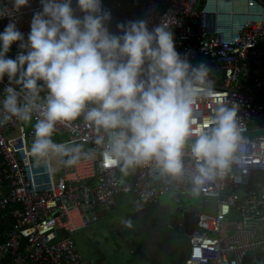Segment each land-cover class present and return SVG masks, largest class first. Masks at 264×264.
Wrapping results in <instances>:
<instances>
[{
	"label": "clouds",
	"instance_id": "clouds-1",
	"mask_svg": "<svg viewBox=\"0 0 264 264\" xmlns=\"http://www.w3.org/2000/svg\"><path fill=\"white\" fill-rule=\"evenodd\" d=\"M37 4L25 34L16 17L31 0H0V20H8L0 31V127L31 125L35 167L55 175L99 155L122 178L148 169L168 183H189L195 196L243 166L238 104L219 103L193 128L194 105L217 95L214 69L176 50L167 16L151 27L146 18L117 21L113 31L104 0ZM81 120L94 147L54 139L58 126Z\"/></svg>",
	"mask_w": 264,
	"mask_h": 264
},
{
	"label": "built area",
	"instance_id": "built-area-1",
	"mask_svg": "<svg viewBox=\"0 0 264 264\" xmlns=\"http://www.w3.org/2000/svg\"><path fill=\"white\" fill-rule=\"evenodd\" d=\"M104 5L112 11L113 31L117 21L146 18L151 27L167 16L176 50L188 53L192 63L197 56L210 61L217 95L194 105L193 128L219 103L238 104L244 164L195 196L189 183H168L148 169L122 178L99 155L62 167L55 178L28 156L32 127L25 132L12 121L0 127V264H90L73 237L112 211L118 196L131 194L145 209L166 199L181 217L193 216L190 234L182 219L171 230L184 239V264H245L248 253H264V0H104ZM37 7L31 0V8L16 17L25 34ZM220 14L231 20L221 21ZM7 23L0 20V31ZM15 53L13 46L10 55ZM6 130L16 132V140H8ZM91 135L81 120L58 126L54 139L82 143L87 150L94 147ZM209 200H215L212 213L206 212Z\"/></svg>",
	"mask_w": 264,
	"mask_h": 264
},
{
	"label": "rangeland",
	"instance_id": "rangeland-1",
	"mask_svg": "<svg viewBox=\"0 0 264 264\" xmlns=\"http://www.w3.org/2000/svg\"><path fill=\"white\" fill-rule=\"evenodd\" d=\"M201 61L207 63L208 65L210 64L209 63L210 61L207 60L206 58H203L202 56H197L193 64H196ZM20 124L23 126V129L25 132L31 126V125L24 124L22 122H20ZM4 135L6 136L8 140H16V137H17V133L11 130H6L4 132ZM29 144L30 143L28 142V146ZM54 177L56 178L57 174H55ZM161 201L155 206L157 207L158 210L156 209L154 210L159 215L161 221L165 224V227H168L169 230H172L173 227H175L178 224V221L181 220L180 211L178 210V206L175 205L174 203H169L168 201L166 202L164 200H161ZM214 205H215V200H209L206 212L212 213ZM135 210L137 209L132 203L130 195L118 196L117 206L108 213V216H107L108 219L103 220L101 222L98 228V232L95 233L96 234L95 236L100 237L103 232L105 233L118 232L121 238L128 239L129 242H125L126 246L130 247L129 244L133 243L131 246V248H133L135 245H137V243L133 242L130 234L136 228L134 227L135 229L128 230V228L123 226L121 221L131 220L133 223L134 218L137 217ZM236 219L237 218L232 217V221H235ZM139 231L142 232V237H140V242L138 244V246L141 247L144 245V241L146 240V237L144 236L145 230L139 229ZM87 232L88 231H85V233L83 232V234H81L79 237L74 238V241H76V245L81 249V251H83V248H81L79 240L81 237L85 236ZM112 251L115 252L114 249ZM83 255L85 257L86 254H83ZM245 264H264V253H259V252L248 253Z\"/></svg>",
	"mask_w": 264,
	"mask_h": 264
},
{
	"label": "crops",
	"instance_id": "crops-1",
	"mask_svg": "<svg viewBox=\"0 0 264 264\" xmlns=\"http://www.w3.org/2000/svg\"><path fill=\"white\" fill-rule=\"evenodd\" d=\"M164 201L167 202L166 199ZM152 208L158 210L157 207ZM108 213L100 215L101 218L99 219L98 223L86 230L88 231L87 234L80 238L79 242L81 248H83V251H81L78 246L77 247L79 248L83 260L88 261L90 264H151V260L149 258L145 261L143 260V258L146 259L147 257H151L149 256V251L147 248L144 245L141 247L138 246L140 237H142V232H140L138 229H135L141 225V221L137 217L134 218L132 227L128 228V230L135 229L130 234L133 242L137 243V245H135L133 248H131L133 243L129 244L130 247L126 246L125 242H129L128 239L121 238L118 232H103L100 237L95 236V233L98 232L101 222L108 219ZM147 216L149 219V215ZM166 230L171 231L168 227H166ZM81 234H83V232L78 233L73 238L79 237ZM144 236L146 237L145 233ZM113 249L115 252L112 251ZM83 254H86L87 256L85 255L84 257Z\"/></svg>",
	"mask_w": 264,
	"mask_h": 264
},
{
	"label": "flooded vegetation",
	"instance_id": "flooded-vegetation-1",
	"mask_svg": "<svg viewBox=\"0 0 264 264\" xmlns=\"http://www.w3.org/2000/svg\"><path fill=\"white\" fill-rule=\"evenodd\" d=\"M135 212L137 214V218L140 219L141 221L140 223L141 225L136 227V229L145 230V234L147 237L145 240L144 246L152 254L154 259H157L158 261L164 260L165 254L163 252L169 248L167 244V238L162 232V228L166 229V227L164 226V223L161 221V219H160V222L157 221L158 220L157 217H159L157 213L148 214V213L139 212V211L137 212V210H135ZM147 215H149L150 217L149 219ZM161 222L163 223L164 227H162ZM160 246L164 250L162 253H160V251L158 250V247ZM175 247L177 249V257L180 260H182L183 250H184V239L182 237L180 238L179 236L178 239H176Z\"/></svg>",
	"mask_w": 264,
	"mask_h": 264
},
{
	"label": "water",
	"instance_id": "water-1",
	"mask_svg": "<svg viewBox=\"0 0 264 264\" xmlns=\"http://www.w3.org/2000/svg\"><path fill=\"white\" fill-rule=\"evenodd\" d=\"M130 198H131V201L134 204L135 208L139 212H145L148 214H152V213L155 214L156 213L153 208L145 209V208L141 207L137 203L133 194L130 195ZM157 219L160 222V218L157 217ZM181 219L183 220L186 232L190 234L193 230V225H189V220L193 219V216L189 215L188 213H184L182 215ZM194 222H196V221H194ZM161 224H162V227H164L162 222H161ZM162 232L165 235V237L167 238V244H168L169 248L164 251L163 248H161V246H160V247H158V250L160 251V253H162L164 251L163 253L165 254V259H164L165 261L164 260L158 261L157 259H154V257L152 256V254L150 252H149V256H151V257H147L146 259L143 258V260L145 261L149 258L151 260V264H154V263L155 264H164V263L165 264H184V259L180 260L176 255L177 249L175 247V241H176V239H178L179 235L174 234L172 231H167L165 228H162ZM180 238H181V236H180Z\"/></svg>",
	"mask_w": 264,
	"mask_h": 264
},
{
	"label": "bare ground",
	"instance_id": "bare-ground-1",
	"mask_svg": "<svg viewBox=\"0 0 264 264\" xmlns=\"http://www.w3.org/2000/svg\"><path fill=\"white\" fill-rule=\"evenodd\" d=\"M220 18H221V21L231 20V17L229 16V14H220Z\"/></svg>",
	"mask_w": 264,
	"mask_h": 264
},
{
	"label": "trees",
	"instance_id": "trees-1",
	"mask_svg": "<svg viewBox=\"0 0 264 264\" xmlns=\"http://www.w3.org/2000/svg\"><path fill=\"white\" fill-rule=\"evenodd\" d=\"M6 228H8V227H6Z\"/></svg>",
	"mask_w": 264,
	"mask_h": 264
}]
</instances>
